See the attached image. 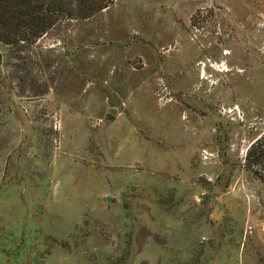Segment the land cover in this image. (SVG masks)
<instances>
[{
  "label": "rangeland",
  "instance_id": "rangeland-1",
  "mask_svg": "<svg viewBox=\"0 0 264 264\" xmlns=\"http://www.w3.org/2000/svg\"><path fill=\"white\" fill-rule=\"evenodd\" d=\"M264 0H114L0 43V264H264Z\"/></svg>",
  "mask_w": 264,
  "mask_h": 264
},
{
  "label": "trees",
  "instance_id": "trees-1",
  "mask_svg": "<svg viewBox=\"0 0 264 264\" xmlns=\"http://www.w3.org/2000/svg\"><path fill=\"white\" fill-rule=\"evenodd\" d=\"M114 0H0V43L20 51L65 21L89 20ZM241 167L264 185V129L246 147Z\"/></svg>",
  "mask_w": 264,
  "mask_h": 264
}]
</instances>
